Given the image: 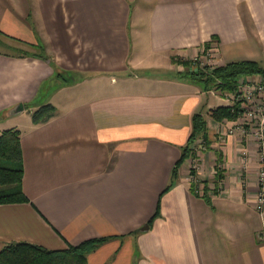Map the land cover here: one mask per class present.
I'll return each instance as SVG.
<instances>
[{
	"label": "crops",
	"instance_id": "obj_1",
	"mask_svg": "<svg viewBox=\"0 0 264 264\" xmlns=\"http://www.w3.org/2000/svg\"><path fill=\"white\" fill-rule=\"evenodd\" d=\"M206 48L264 61V0H0V133L21 132L30 199L0 204V250L107 237L88 264H264L254 138L219 133L228 97L186 74ZM196 112L211 145L173 178Z\"/></svg>",
	"mask_w": 264,
	"mask_h": 264
},
{
	"label": "trees",
	"instance_id": "obj_2",
	"mask_svg": "<svg viewBox=\"0 0 264 264\" xmlns=\"http://www.w3.org/2000/svg\"><path fill=\"white\" fill-rule=\"evenodd\" d=\"M190 66L189 62L185 63ZM186 74L193 80L203 83L206 90L217 87L222 90L236 92L239 82L252 74H264V65L255 60H238L214 67L189 69ZM242 108L238 105H221L212 110L216 120L237 119ZM55 107L48 103L33 112V120L47 121L54 116ZM208 126L205 116L196 112L192 118V132L183 153L173 169V178L177 177L178 167L191 156L192 144L200 138L208 139ZM24 175L21 132L16 128H8L0 133V204L29 202L30 199L22 189ZM172 186L170 183L161 197ZM207 188L205 187V190ZM204 196H208L206 191ZM161 197L157 213L150 219L151 223L160 213ZM107 237L92 238L80 244H70L64 249H49L31 242H13L0 250V264H88V254Z\"/></svg>",
	"mask_w": 264,
	"mask_h": 264
},
{
	"label": "built area",
	"instance_id": "obj_3",
	"mask_svg": "<svg viewBox=\"0 0 264 264\" xmlns=\"http://www.w3.org/2000/svg\"><path fill=\"white\" fill-rule=\"evenodd\" d=\"M210 54V51L207 53ZM203 56H195L193 61L202 66L213 67L208 61H205ZM211 59V58H210ZM208 64V65H206ZM210 67V68H211ZM252 78L244 77L238 84L237 102L241 104L242 113L239 117L246 120L245 123H239L235 127H229V133L238 130L240 134L253 136L261 149L259 158L262 166L258 170V191L256 194V208L259 211L264 210V82L253 81Z\"/></svg>",
	"mask_w": 264,
	"mask_h": 264
},
{
	"label": "rangeland",
	"instance_id": "obj_4",
	"mask_svg": "<svg viewBox=\"0 0 264 264\" xmlns=\"http://www.w3.org/2000/svg\"><path fill=\"white\" fill-rule=\"evenodd\" d=\"M206 50V52L205 53H200L199 54V56L201 57V56H203V57H205V55H206V59H204L205 61H208L209 62V64L210 65H214L215 64V61H214V55H213V53L210 51V54L208 55L207 53L209 52V51H207L208 49L206 48L205 49ZM211 58V59H210ZM188 62V61H187ZM262 65H264V61H261L260 62ZM206 65H208V64H206ZM191 67H192V69H202L203 67H208V66H202V65H200V64H198V63H195V61H191V66H190V69H191ZM211 67V66H210ZM214 67V66H213ZM262 77H264V74H259V75H256V76H253L252 77V79L251 80H253V81H262L263 80V82H264V78H262ZM212 89H215V91H218L217 93L218 94H221V95H224V96H226V97H228L227 99H228V105H238V106H240L241 107V104H239V103H237V102H234V100L236 99L237 100V97L236 96H238V90L236 91V92H230V91H227V90H222V89H219V88H217V87H215L214 86V88H212ZM235 100V101H236ZM241 113H242V111H241ZM241 113L239 114V116H238V118L237 119H235L236 120V125H238L239 123H245V121L246 120H242L241 118L239 119V117H240V115H241ZM211 115H212V113H211ZM33 118V117H32ZM227 119L225 118V119H223V120H221V123H222V129H221V132H219V133H223V134H228L229 132V127H231V126H228V124H227ZM235 125V126H236ZM235 126H233V127H235ZM244 136V135H243ZM245 138H248V137H251V138H253V136H244ZM252 142H254V144H255V147L257 148V155H258V157L260 158V155H261V149L259 148V146H258V143H257V141L256 140H254V141H252ZM211 144H210V142L208 141V139L207 140H203V141H201V140H197V141H195L193 144H192V152H191V156H193V159L191 160L192 162H191V165H190V168L192 169V171L193 170H196V168H197V166H198V162H200V160L198 159V157H199V155L200 154H203L208 148H209V146H210ZM195 154V155H194ZM262 166V164L260 163V161H258V170L260 169V167ZM220 172L221 171H219L218 169H216V173H218V174H220ZM161 197V196H160ZM160 200V199H159Z\"/></svg>",
	"mask_w": 264,
	"mask_h": 264
},
{
	"label": "water",
	"instance_id": "obj_5",
	"mask_svg": "<svg viewBox=\"0 0 264 264\" xmlns=\"http://www.w3.org/2000/svg\"><path fill=\"white\" fill-rule=\"evenodd\" d=\"M24 108H25L24 103L23 102H20L17 105H15L12 109H10L9 110V113L12 114V115H14V114H17V113L23 111ZM149 226H150L149 223H146L145 225H143L141 227V230H146V229L149 228Z\"/></svg>",
	"mask_w": 264,
	"mask_h": 264
}]
</instances>
